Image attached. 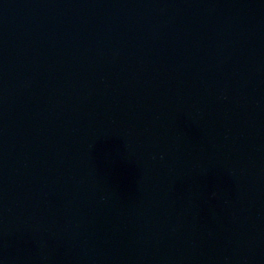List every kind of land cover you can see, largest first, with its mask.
Listing matches in <instances>:
<instances>
[{
    "label": "water",
    "instance_id": "water-1",
    "mask_svg": "<svg viewBox=\"0 0 264 264\" xmlns=\"http://www.w3.org/2000/svg\"><path fill=\"white\" fill-rule=\"evenodd\" d=\"M0 264H264V0H0Z\"/></svg>",
    "mask_w": 264,
    "mask_h": 264
}]
</instances>
